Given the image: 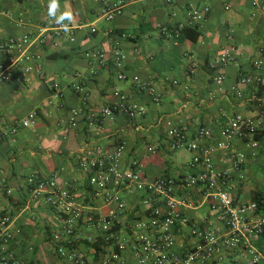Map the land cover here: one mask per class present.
<instances>
[{
  "label": "crops",
  "instance_id": "1",
  "mask_svg": "<svg viewBox=\"0 0 264 264\" xmlns=\"http://www.w3.org/2000/svg\"><path fill=\"white\" fill-rule=\"evenodd\" d=\"M188 1L0 0L1 41L24 34L34 37L43 28H63L75 38L73 42L52 38L45 46L34 48L42 55L41 73L31 72L21 82L15 76L0 82V129L7 130L37 114L34 125L21 127L16 135L0 141V193L4 196L0 210L9 212L22 231L11 243L16 264H73L53 247L60 215L42 199L32 197L26 184L30 174L50 177L58 173L71 182L79 199H88L90 189L78 168L80 153L88 146L127 140L124 168L138 162L150 179L177 177L188 171L192 156L186 159L169 150L159 120L182 121L196 130L201 125L215 127L217 121L233 115L253 116L264 104V90L240 83L253 61H264V11L254 0H206L211 13L196 27L198 40L175 44L160 36L158 25L174 28L184 22ZM113 4L119 8L109 22L105 17ZM117 34L127 54L124 82L118 80L113 65L105 68L85 58L88 51L104 49L112 60ZM125 34L131 38L123 37ZM230 46L237 49V63L219 70L218 61ZM219 73L224 76L223 85L217 83ZM136 76L154 88L155 95L149 89H135L132 79ZM165 78L179 84L163 83ZM54 83L60 85L58 99ZM77 84L81 92L76 91ZM115 89L145 109L144 117L134 123L123 115L94 122L92 115L113 100ZM79 108L82 113L73 127L71 112ZM154 145L157 153L150 154L147 149ZM248 175L249 181L240 189L241 200L253 198L264 185V149L248 165ZM207 211L208 205H203L185 213L198 220ZM96 237L87 231L85 242L74 245L87 253L89 264H100L92 247Z\"/></svg>",
  "mask_w": 264,
  "mask_h": 264
},
{
  "label": "built area",
  "instance_id": "2",
  "mask_svg": "<svg viewBox=\"0 0 264 264\" xmlns=\"http://www.w3.org/2000/svg\"><path fill=\"white\" fill-rule=\"evenodd\" d=\"M205 1L189 0L185 21L174 28L159 24L160 36L177 44L186 27H197L210 15L211 7ZM254 1L264 11V0ZM118 8V4L111 5L105 19L113 20ZM66 31L43 28L34 37L24 34L0 40V82L12 76L21 82L31 72L41 73L42 55L34 48L45 46L52 38L73 42L74 35ZM227 36L231 38L232 33ZM110 53L112 60L104 49L88 51L85 58L101 67L113 65L118 80L126 81L127 54L118 34ZM237 57L235 46L227 48L218 61L219 70L236 64ZM163 83L177 86L179 81L165 78ZM217 83H224L220 73ZM240 83L254 89L264 86V61H253L251 71L241 75ZM132 85L155 95L154 88L138 76ZM52 89L60 98V85L54 83ZM75 89L82 91L79 84ZM112 95L113 100L92 115L94 122L123 115L134 123L146 114L121 89ZM81 113V108L72 110L69 122L73 127ZM36 119L33 113L7 130L0 129V141L16 135L21 127H31ZM158 125L166 130L169 150H185L192 156L188 171L177 177L150 179L138 162L124 168L127 140L88 146L80 153L78 168L90 189L88 199H79L71 182L58 173L27 177L32 197L42 199L60 215V226L52 235L56 252L73 264H89L87 253L74 245L85 242L83 234L91 231L97 236L92 242L100 241V264H264V185L256 191L260 203L253 198L241 200L239 195L241 186L249 181L248 165L264 149V104L253 116L233 115L224 122L217 121L215 127L201 125L192 130L174 119L159 120ZM147 150L156 154L158 147ZM3 199L0 193V208ZM203 205H208V211L202 219L186 215L185 211ZM21 232L15 218L1 209L0 264L17 263L11 243Z\"/></svg>",
  "mask_w": 264,
  "mask_h": 264
},
{
  "label": "trees",
  "instance_id": "3",
  "mask_svg": "<svg viewBox=\"0 0 264 264\" xmlns=\"http://www.w3.org/2000/svg\"><path fill=\"white\" fill-rule=\"evenodd\" d=\"M200 37V33L197 31L196 27H186L183 31L181 36L179 37V41L184 40V39H189L192 41H197L198 38ZM264 90V86L260 87V91L262 92ZM259 193H254L253 194V199L254 201H257L260 203V198H259ZM99 243L100 241H97L94 245H92L93 248L96 250V256H100V248H99Z\"/></svg>",
  "mask_w": 264,
  "mask_h": 264
},
{
  "label": "rangeland",
  "instance_id": "4",
  "mask_svg": "<svg viewBox=\"0 0 264 264\" xmlns=\"http://www.w3.org/2000/svg\"><path fill=\"white\" fill-rule=\"evenodd\" d=\"M145 150H146V144L145 145H143V148H142V151H144L145 152ZM178 152V154H180V155H182L184 158H186V159H188L189 157H190V153H188L187 151H185V150H181V151H177ZM146 155V154H145Z\"/></svg>",
  "mask_w": 264,
  "mask_h": 264
}]
</instances>
